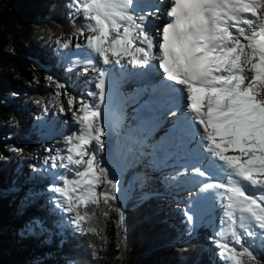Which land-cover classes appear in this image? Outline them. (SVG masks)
Instances as JSON below:
<instances>
[{
  "label": "snow or ice",
  "instance_id": "6c2138e0",
  "mask_svg": "<svg viewBox=\"0 0 264 264\" xmlns=\"http://www.w3.org/2000/svg\"><path fill=\"white\" fill-rule=\"evenodd\" d=\"M71 6L83 17L72 34L83 43L57 44L85 50L76 65H82L85 77L95 73L86 82L97 91L88 93L89 102L58 78L47 77L65 90L54 92L51 103L61 114L70 113L65 123L73 126L64 138L65 150L44 161L64 170L49 187L55 206L68 214L77 232L99 235L97 210L101 202L111 209L117 181L100 158L106 135L100 104L108 69L96 64L127 60L149 69L145 75L158 72L159 89L174 99L164 118H175L169 135L189 158L184 174L199 177V190L214 192L223 209L213 238L217 255L227 264H264V251L254 246L257 240L264 246V0H168L167 20L159 28L150 17L160 7L146 10L141 0H72ZM62 95L66 101L59 100ZM48 110L43 107L45 114ZM184 215L193 223V214L185 210ZM49 227L36 219L31 230Z\"/></svg>",
  "mask_w": 264,
  "mask_h": 264
},
{
  "label": "trees",
  "instance_id": "16d2710c",
  "mask_svg": "<svg viewBox=\"0 0 264 264\" xmlns=\"http://www.w3.org/2000/svg\"><path fill=\"white\" fill-rule=\"evenodd\" d=\"M71 5L72 0H0V155L4 157L0 161V264H216L209 254L210 246L216 245L215 228L208 224L193 227L184 208L170 206L177 175L156 167L150 148L139 149V154L134 149L122 151L127 171L115 192L116 200L110 201L111 209L101 202L97 210L94 225L99 235L77 232L68 214L47 205L37 191L21 197L14 209L17 194L13 191L23 184L20 176L9 181L16 162L6 146L21 148L30 156L44 139L45 130L26 121L22 100L34 98L43 108L51 90L26 78H37L44 67L41 46L57 63L61 57L54 51L56 39L73 38L83 24V17L74 14ZM27 165L24 160L20 166ZM150 169L154 172L147 176ZM104 211L109 212L107 217L101 215ZM21 212L36 215L49 229L40 234L29 230L16 239L11 229ZM59 227L63 240L57 244L54 233ZM46 238L47 242L41 241ZM19 243L30 246L20 248ZM254 246L264 251L260 240Z\"/></svg>",
  "mask_w": 264,
  "mask_h": 264
},
{
  "label": "rangeland",
  "instance_id": "374dc122",
  "mask_svg": "<svg viewBox=\"0 0 264 264\" xmlns=\"http://www.w3.org/2000/svg\"><path fill=\"white\" fill-rule=\"evenodd\" d=\"M157 4H158V1H157ZM161 10H163V7H161L160 11ZM162 16L163 15L159 12L158 17H162ZM154 17H150V21L152 22L153 25L158 23V22L156 23V19H154ZM68 39H72L73 45H75V43H83V39L82 38L78 39L77 37L66 38V39L57 38L56 48L54 49V51L57 53V56L59 55L61 57L59 58L57 63L51 61L52 53H50V51L44 49L41 46L39 55L42 58L44 57L43 60L40 61L44 67L42 68L40 73L37 75V78H33V77L26 78L27 81H32L38 84H44L45 88L51 91L49 93V96L46 97L45 106L47 105L49 108L47 114H45L44 112L38 113L39 110L43 111V108L38 107V103H36L37 102L36 99L28 98L27 96H25L22 100L24 104L22 113L24 114L26 121L29 122V125H31L32 123L39 124L40 127L43 128L46 132V134L43 137L44 139L39 141V144H37L36 146L38 150H35L36 152L34 151V154L29 156V155L23 154L22 152L11 151V149L14 148L11 145L6 146V151L9 152V154L12 156L11 160L16 162V168L12 171V176H10L9 181L10 183H13V181L18 176H20L22 184H23V186L20 189L13 191V193L17 194V197L15 199L16 202L13 204L15 210L18 206V203L20 202V198L24 197L26 194H28L31 191H37L38 193H42L44 199L48 202L47 205L55 206L54 200H49V198L55 197V194L49 191V187L50 185L58 183L56 179V175L64 171L63 169H59V168L57 169L51 168L50 166L51 162H49V164L44 163L47 157L51 155H55L58 151L63 152L65 150L64 138L70 134V132L72 131V127H73L70 123H65L66 120H70V113L61 114L59 112L58 105L51 103L54 92L56 91L63 92L65 90L57 89L55 86V83H51L50 81H48L47 77L54 76L58 78L61 83L66 84L67 90L71 94H74L77 96H83L84 99L88 101L90 100L91 102H93V99H91L92 97L89 96L88 93L90 91H97L95 89L94 84L86 82L90 80L91 78H88V76L85 77L84 75L81 74L82 65L81 66L76 65V61L79 59L81 55L84 54L85 50L84 49L78 50L74 46H70L68 49H63L62 47H60L59 44H57V40L61 41L62 43ZM96 67L109 69V72L106 78H110V75H112V77L114 78L113 71H116V75L119 74L121 71H123L117 65L106 66V65H102V63L99 61H97ZM70 68L72 69L71 71L68 70ZM135 71H136V67H134L133 64L132 66L130 65V72L132 73ZM90 74L95 75L94 72H90ZM131 76H133V74ZM135 81L137 80L134 79V82ZM73 82H77L80 87L79 88L74 87L72 85ZM50 83H51V87L48 86ZM129 84L133 86L132 90L131 88L129 89L130 92L132 93L134 92L133 94L134 97L136 99H139L136 96V94L138 93V89H136L137 83L135 82L132 84L131 82H129ZM66 99L67 97L63 95L59 97V100L61 101H66ZM117 99L119 100V98L114 99L111 105L112 109L116 107V103L118 102ZM140 101L142 102L145 100L140 99ZM124 107H125L124 110L126 111H123V112L120 111V113H117L118 110H116V114H115L116 117L113 123L111 124L113 128L110 127L111 130H109L108 134L106 133L105 138H104L105 149L102 153H100V158L102 160L103 165L107 168H110L113 165V161L116 158L117 159L119 158L118 156H119L120 149H122L123 151L134 149L135 153L139 154L140 152L139 149H142V147H144V142H146L147 144L151 142V139L147 135L142 136L141 135L142 133H139L137 128H135V131H131V126L133 125V123L134 124L136 123V121L133 122V118L134 119L136 118V115H133V113H138L137 110H139L140 107L139 108L137 107V109L136 107L132 109L133 107L132 102H131V105L130 103H128ZM129 109H130V112H129L130 114L128 113L127 115L126 113H124V112H128ZM168 121H171V120L168 119ZM58 124H62L64 128L57 129ZM40 131H38V133H40ZM124 131H127V132L125 133ZM159 135H160V138L161 137L164 138L166 134L159 133ZM111 144L112 146L116 147V152L113 153L114 155L109 153V147H111ZM131 146H133V148H130ZM150 147H151L150 151L156 152L158 156V159L155 160L156 162L155 166L157 167V166L165 165L167 167L177 168V170L180 173L178 172L175 185L178 188L179 183H182V182L184 183L183 186H180L181 187L180 189L177 190L176 188L177 193H173L174 198H172L170 206L173 209L177 207L184 208L185 210H188L191 214H193L194 220H193V223L191 224L194 227L200 226L201 223L204 222L205 224L212 225V227H214L215 231L217 232L220 228V219H221V215L219 213L220 205L217 203V200L219 199L214 198L213 199L214 202L210 203L208 207H206V209L202 207L203 198L199 195V193L198 194L194 193V190L196 189V187H200L199 185L195 186L196 181H194V179L198 177L192 176V174H190L191 172H189L188 174H184V171H183L185 167H190V164L187 163V160H188L187 157H184V160L182 158L181 162H179L180 161L179 156L176 157V156H172L171 154L163 158L162 152H161L162 150L156 147V142L150 145ZM46 149H51V152L46 151ZM174 150H176V148ZM175 154L177 155V153ZM1 160H4V159H0V161ZM24 160L28 164L26 168H22L20 166L22 165ZM119 172H120V169H116L115 166H112V168L109 170L110 178L117 181V186L121 185V178L119 176L120 174ZM153 172L154 171L150 169L146 175L152 176L149 174H153ZM177 180L179 181L178 184H177ZM27 182H31V183H27ZM193 183L195 184L192 185ZM20 217L21 218L17 221L15 225L12 226V229H11V232L14 234L16 239L22 236V234L24 233L26 234V232H30L29 230L31 229L29 227V224L30 223L33 224V221L37 219L36 215H27L24 212L20 213ZM67 222L68 221L66 220L65 223ZM36 231L38 232V234L41 233L40 230H36ZM54 236L56 238L57 244L63 240V233L60 227L59 229L56 230V232L54 233ZM47 240H49V238H46L41 241L47 242ZM10 241H12V239ZM18 246L20 248H27L28 246H30V243H19ZM210 247L211 249L209 250V254L213 258L214 262L216 264H224V260H222L217 255L218 249L216 245H211ZM44 254H51V251L45 252ZM37 256L40 257V254H38ZM21 263L24 264V262H21Z\"/></svg>",
  "mask_w": 264,
  "mask_h": 264
},
{
  "label": "bare ground",
  "instance_id": "6f19581e",
  "mask_svg": "<svg viewBox=\"0 0 264 264\" xmlns=\"http://www.w3.org/2000/svg\"><path fill=\"white\" fill-rule=\"evenodd\" d=\"M142 1L143 0H141V2ZM167 3H168V0H165V2L163 4H160V0H158V4L161 7H163V10L160 11V13L163 16L162 17H158L159 21H158L157 24L154 25L155 27L159 26V23L163 19H165V16H166L165 7L167 6ZM145 4H147V3H145ZM130 65L132 66V64L130 62H128L127 60H125V61L122 62L121 65H117L123 71H121L117 75H116V71H113V76H114L115 79L112 77V75H110V78H106L105 77V79H106V92L109 93L110 97L107 100L105 99L104 102L102 104H100V107H104V106H107L108 107V109H109V115L107 116L108 123L110 121H112L110 123V125L113 123V121H114V119L116 117L115 116L116 110H118L117 113H120V111L121 112L126 111V110H124L125 109L124 106L126 104L130 103V105H131V102H132V106H133L132 109H134L135 107H136V109H137V107L138 108L139 107L141 108V105L143 103L148 104L147 101H146V97H148V95L145 94V92H146V90H145V85L146 84L145 83H142L140 85L138 79H137V81H135L137 83L136 84L137 85L136 86V89H138V93L137 94L135 93V94H136V96L139 99H136L134 97V95H133L134 92L132 93L129 90L130 88H131V90L133 88V86L131 84H129V82H131L132 84L135 83L134 82V78H132L133 76H131V75L134 74L135 72H138L139 71L137 68H142V67H139V66L134 65V67H136V71L131 73L130 72ZM98 69H101V68L99 67ZM108 72H109V69H108ZM92 76H94V75H91L89 73L88 78H92ZM72 85L74 87H78V88L80 87L77 82H73ZM116 98H119V100L117 99L118 102L116 103V107L114 109H112L111 105H112L114 99H116ZM91 99H93V98H91ZM140 99L141 100H145V101H142L141 102ZM89 102H91V101L89 100ZM145 104L142 105V106H145ZM159 105H162V103H160ZM170 107L171 106L169 104V106L166 107V110L168 108H170ZM119 108H120V110H119ZM147 111L151 112L152 115H146L145 118H144V121L147 120L149 122V124H148V126H146L145 129H140V131L142 132V136H146L147 135L151 139V141L156 142V147L158 149L162 150L161 152H162V157L163 158H165L169 154H171L172 156H176V157L179 156V160H180L179 162L182 161V158L184 160V157L185 156L182 154L183 153L182 150L179 147H177V143L175 141H173L171 139V137L169 139H167L166 137H164V138L161 137L160 138V135L161 134L159 135V133H162V134L163 133L164 134L166 133L167 134V132H171V128H172L170 121H168V119H165L164 118V113L165 112H162L159 116H157V114H153V112H154L153 110L147 109ZM129 112H130V109H129L128 112H124V113H126L128 115ZM137 112L138 113H133V115H136V118L135 119L133 118V119L134 120H137L139 122L141 120L140 119L141 116L139 114L140 111L137 110ZM133 115H132V117H133ZM154 118H158L157 119L158 120L157 122H160V123L162 122V125L163 126L162 127H159V128H153V127H151L150 122L153 121ZM171 118L172 119H175L174 117H171ZM102 122H103V124H106L104 121H102ZM106 125L109 126L108 124H106ZM62 128H64L62 126V124H58L57 125V129H62ZM135 128L136 127H135V125L133 123V125L131 126V131H135ZM175 148H176V150H174ZM175 153H177V155ZM199 179L200 178H198L197 180H195L196 181V184L198 183V180ZM180 188L181 187H178V189H180ZM199 189H200V187H196V189L194 190V193H197V194L199 193V195L203 198V206L202 207H204V209H206V207H208V205L210 203H213L214 202L213 199L214 198H217V197H216L215 193L212 192V191H210V192H201ZM219 202H220V200H217V203L220 205V206L218 205L219 206V213L222 216L223 209H222L221 204Z\"/></svg>",
  "mask_w": 264,
  "mask_h": 264
}]
</instances>
